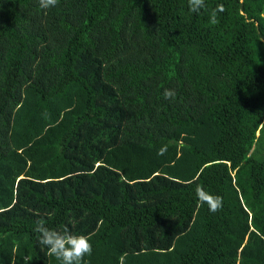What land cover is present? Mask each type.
I'll use <instances>...</instances> for the list:
<instances>
[{
  "label": "trees",
  "instance_id": "obj_1",
  "mask_svg": "<svg viewBox=\"0 0 264 264\" xmlns=\"http://www.w3.org/2000/svg\"><path fill=\"white\" fill-rule=\"evenodd\" d=\"M263 144L264 0H0V264H264Z\"/></svg>",
  "mask_w": 264,
  "mask_h": 264
},
{
  "label": "clouds",
  "instance_id": "obj_2",
  "mask_svg": "<svg viewBox=\"0 0 264 264\" xmlns=\"http://www.w3.org/2000/svg\"><path fill=\"white\" fill-rule=\"evenodd\" d=\"M58 0H39L42 9L55 7ZM189 10L193 13L199 12L205 7V0H188ZM223 11L221 5L211 13V22L216 23V11ZM172 90L165 89L166 99L174 97ZM167 146L162 147L158 155H164ZM196 196L200 203L207 204L209 211L216 212L222 207V197L210 194L205 191L203 186L196 188ZM35 232L39 233L38 243L47 248L48 254L55 257L60 264H84V258L92 253V245L89 237L83 234H73L71 230L64 227L62 230H55L47 227L42 221L38 220Z\"/></svg>",
  "mask_w": 264,
  "mask_h": 264
},
{
  "label": "rangeland",
  "instance_id": "obj_3",
  "mask_svg": "<svg viewBox=\"0 0 264 264\" xmlns=\"http://www.w3.org/2000/svg\"><path fill=\"white\" fill-rule=\"evenodd\" d=\"M263 147H264V144H263ZM257 156L258 157H264V153H258Z\"/></svg>",
  "mask_w": 264,
  "mask_h": 264
}]
</instances>
